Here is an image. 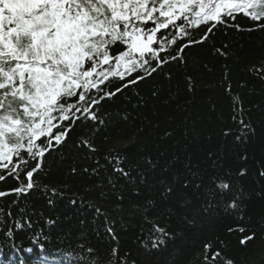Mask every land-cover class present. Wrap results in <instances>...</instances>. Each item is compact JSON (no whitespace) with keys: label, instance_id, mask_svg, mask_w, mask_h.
Listing matches in <instances>:
<instances>
[{"label":"trees","instance_id":"trees-1","mask_svg":"<svg viewBox=\"0 0 264 264\" xmlns=\"http://www.w3.org/2000/svg\"><path fill=\"white\" fill-rule=\"evenodd\" d=\"M56 1L73 19L98 4ZM162 2L129 18L148 53L115 71L130 37L90 31L89 82L9 135L0 264H264V15L171 22ZM32 39H0V114L37 78Z\"/></svg>","mask_w":264,"mask_h":264},{"label":"rangeland","instance_id":"rangeland-1","mask_svg":"<svg viewBox=\"0 0 264 264\" xmlns=\"http://www.w3.org/2000/svg\"><path fill=\"white\" fill-rule=\"evenodd\" d=\"M97 1L98 4L93 5L94 13L73 19L64 9L61 10L56 0H0V39L11 34L32 37L35 48L28 58L24 56L22 60L37 76L33 82L22 88L20 100L12 102L0 114V165L8 157L7 142L10 134L17 141L18 138L28 140L30 137L25 134V129H18L20 122L29 126L38 122L37 119L42 120L44 112L61 95L89 82L90 77L81 75L79 69L87 56L88 47L91 46L86 39L90 31L114 33L116 29L124 28L122 31L126 32V37H130L129 52L119 56L112 64L115 71L120 67H129L137 55L150 51L155 35L145 37L140 31L133 32L129 29V18L138 15L147 20L152 16L147 10L150 0ZM193 8L196 23L218 21L222 15L232 11H244L255 18L264 15V0H163L158 12L173 22ZM137 9L139 13L136 12ZM251 9L255 10L249 12ZM115 21L128 23L121 25ZM2 60L10 61L8 58ZM105 63L109 64L110 61L105 60ZM43 64L48 69L50 67L51 71H44L41 67ZM31 115L29 120L24 118Z\"/></svg>","mask_w":264,"mask_h":264}]
</instances>
